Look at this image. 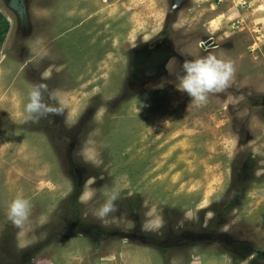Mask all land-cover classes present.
<instances>
[{
    "label": "rangeland",
    "instance_id": "obj_1",
    "mask_svg": "<svg viewBox=\"0 0 264 264\" xmlns=\"http://www.w3.org/2000/svg\"><path fill=\"white\" fill-rule=\"evenodd\" d=\"M174 1L27 0L22 23L0 0V264H264V0ZM154 41L181 58L127 87ZM208 54L234 78L187 107L182 64ZM41 64L62 124L26 111Z\"/></svg>",
    "mask_w": 264,
    "mask_h": 264
},
{
    "label": "clouds",
    "instance_id": "obj_2",
    "mask_svg": "<svg viewBox=\"0 0 264 264\" xmlns=\"http://www.w3.org/2000/svg\"><path fill=\"white\" fill-rule=\"evenodd\" d=\"M235 71L231 60L218 58L213 54L196 59H186L182 64V74L178 76L176 90L190 98L187 107H202L207 103L210 94L222 93L230 87ZM28 101L26 111L30 115L46 117L61 114L62 108L42 102L41 86H36L29 92ZM117 195V193H112L108 196L106 202L96 211L95 215L99 219L102 220L115 210L114 202ZM91 196V192L85 193L82 200L86 201ZM30 212V201L17 196L8 204L6 215L14 226L22 227L28 220Z\"/></svg>",
    "mask_w": 264,
    "mask_h": 264
},
{
    "label": "flooded vegetation",
    "instance_id": "obj_3",
    "mask_svg": "<svg viewBox=\"0 0 264 264\" xmlns=\"http://www.w3.org/2000/svg\"><path fill=\"white\" fill-rule=\"evenodd\" d=\"M172 5V4H171ZM172 8H176L173 7ZM23 25V24H22ZM165 30V29H164ZM29 31V30H28ZM212 36V35H211ZM209 36L208 38H205L199 42V45L201 47H212L215 48V40L213 37ZM149 45H145L144 47H140L137 49H133L132 51V73L130 70V82L128 83L127 87H131V74L136 79H139L140 84H145L147 82L156 80H159V78L167 75V64L169 63L170 59L174 57L175 59L181 58L180 55L176 54L173 50L167 49L163 46V43H160L159 41H154L150 43H146ZM213 45V46H212ZM131 53V51H130ZM36 72V76L34 77V81L37 83V86H41V93H42V102L51 106H55L58 108H62L61 115L56 116H46L45 118L51 119V121L55 122L56 124H62L64 122V119L66 118V110L63 106H57L58 103H60L59 100L55 99L54 95L52 94L53 88L48 85V74L45 72L46 65L41 64L37 67V69H34ZM142 76V77H140ZM61 104V103H60ZM98 107L97 104H94L89 108L90 115H93V111ZM96 113V112H95ZM79 124L87 123V119L80 120L76 122ZM77 132H74V134ZM86 132H82L80 136H78V141L82 142L84 135ZM71 139L73 140L75 138V141H77L75 135L73 138V135H71ZM77 144L74 146V150H78L79 146ZM82 144V143H81ZM76 152V151H75Z\"/></svg>",
    "mask_w": 264,
    "mask_h": 264
},
{
    "label": "water",
    "instance_id": "obj_4",
    "mask_svg": "<svg viewBox=\"0 0 264 264\" xmlns=\"http://www.w3.org/2000/svg\"><path fill=\"white\" fill-rule=\"evenodd\" d=\"M6 5L15 13L18 21L27 19V0H5ZM179 6V0L174 1L173 7ZM23 23V22H22Z\"/></svg>",
    "mask_w": 264,
    "mask_h": 264
},
{
    "label": "built area",
    "instance_id": "obj_5",
    "mask_svg": "<svg viewBox=\"0 0 264 264\" xmlns=\"http://www.w3.org/2000/svg\"><path fill=\"white\" fill-rule=\"evenodd\" d=\"M234 22L231 23V25H230L231 28H237V29H241L242 28L240 21H236L235 24H234Z\"/></svg>",
    "mask_w": 264,
    "mask_h": 264
},
{
    "label": "crops",
    "instance_id": "obj_6",
    "mask_svg": "<svg viewBox=\"0 0 264 264\" xmlns=\"http://www.w3.org/2000/svg\"><path fill=\"white\" fill-rule=\"evenodd\" d=\"M0 20L4 23V27H5L4 30H6V27H7V21H6V18H3L2 15H0ZM4 30H3V32H4ZM1 36H2V35H1ZM0 41H1V40H0Z\"/></svg>",
    "mask_w": 264,
    "mask_h": 264
}]
</instances>
